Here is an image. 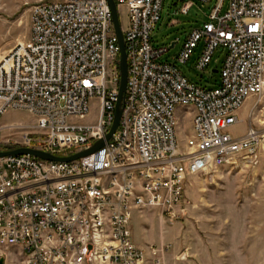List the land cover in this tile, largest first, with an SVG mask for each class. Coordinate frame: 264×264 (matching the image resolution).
I'll return each mask as SVG.
<instances>
[{
	"label": "built area",
	"instance_id": "1",
	"mask_svg": "<svg viewBox=\"0 0 264 264\" xmlns=\"http://www.w3.org/2000/svg\"><path fill=\"white\" fill-rule=\"evenodd\" d=\"M208 4L214 0H197ZM218 0L184 39L174 61L200 48V79L217 50L225 52L214 89L192 83L175 63L159 62L169 47L152 33L165 0H114L127 13L121 31L127 60L122 115L112 138L119 95L120 48L106 0L42 2L30 9L29 37L0 61V117L29 114L33 124L0 125L19 132L10 149H32L73 162L32 155L0 158V247L17 264H164L168 246L135 245L134 213L157 209L171 221L185 212L186 183L195 175L264 154V129L253 108L264 100V0ZM191 2L183 3L187 15ZM120 23V21H119ZM176 47L181 43L175 41ZM256 99L246 131L239 113ZM95 102L97 115L85 122ZM191 119L184 150L180 119Z\"/></svg>",
	"mask_w": 264,
	"mask_h": 264
},
{
	"label": "rangeland",
	"instance_id": "2",
	"mask_svg": "<svg viewBox=\"0 0 264 264\" xmlns=\"http://www.w3.org/2000/svg\"><path fill=\"white\" fill-rule=\"evenodd\" d=\"M61 0H0V61L17 45L26 41L30 32V9L42 2ZM191 2L187 15L180 13L183 3ZM218 0L203 4L197 0H165L161 18L152 33L154 47L170 49L159 62L175 63L181 74L203 88L214 89L219 81L225 52L217 50L212 63L200 79L195 70L200 48L185 64H178L181 44L191 30L201 26ZM228 0L223 6L225 12ZM122 30L127 27V13L119 9ZM218 71V73H215ZM250 99L240 111L243 124L232 128L231 134L240 136L248 126L254 102ZM252 120L257 129H264V100L258 109L253 108ZM178 141L184 150L186 137L191 133V119L181 120ZM97 106L91 104V114L85 122H93ZM33 124L32 117L21 111H8L0 117V125ZM27 130H31L30 128ZM19 132L3 131L0 150L10 149L20 141ZM184 214L171 221L161 217L157 209H142L134 213L131 233L136 246H168L166 264H264V154L245 160L236 159L232 165L211 173L195 175L186 183ZM5 264H17L12 251L0 247V259Z\"/></svg>",
	"mask_w": 264,
	"mask_h": 264
},
{
	"label": "water",
	"instance_id": "3",
	"mask_svg": "<svg viewBox=\"0 0 264 264\" xmlns=\"http://www.w3.org/2000/svg\"><path fill=\"white\" fill-rule=\"evenodd\" d=\"M106 1H107L109 8H110L111 14H112L114 30H115L116 36L118 38V45L120 48L119 95H118V100H117L116 107H115L114 123H113L111 131L109 132V134L106 137V141H109L112 138L114 132L116 131V129L119 125L121 115H122V101L124 99V94H125L126 86H127V60H126V52H125V47H124V39H123V34H122V31L120 28L116 4H115L114 0H106ZM175 44H176L175 42L171 43L170 49H173ZM215 73H218V71H215ZM102 147H103V142L99 141L90 150L76 154V155L69 157V158H58V157H54L50 154H46V153H43L41 151L32 150V149H17V150H13V151L0 152V158L7 157V156H17V155L29 154V155L35 156L41 160H44V161L73 162V161L79 160L81 158H84V157H87V156L93 154L94 152L98 151ZM0 264H5V261L3 258L0 259Z\"/></svg>",
	"mask_w": 264,
	"mask_h": 264
},
{
	"label": "crops",
	"instance_id": "4",
	"mask_svg": "<svg viewBox=\"0 0 264 264\" xmlns=\"http://www.w3.org/2000/svg\"><path fill=\"white\" fill-rule=\"evenodd\" d=\"M147 246H142L140 248H146ZM164 264H166V258H165V261H164Z\"/></svg>",
	"mask_w": 264,
	"mask_h": 264
},
{
	"label": "bare ground",
	"instance_id": "5",
	"mask_svg": "<svg viewBox=\"0 0 264 264\" xmlns=\"http://www.w3.org/2000/svg\"><path fill=\"white\" fill-rule=\"evenodd\" d=\"M3 59V58H2ZM246 106V105H245Z\"/></svg>",
	"mask_w": 264,
	"mask_h": 264
}]
</instances>
